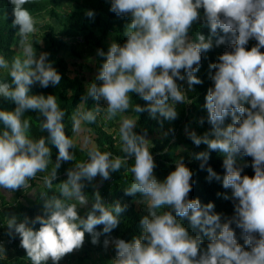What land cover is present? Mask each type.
I'll use <instances>...</instances> for the list:
<instances>
[{
  "label": "clouds",
  "instance_id": "1",
  "mask_svg": "<svg viewBox=\"0 0 264 264\" xmlns=\"http://www.w3.org/2000/svg\"><path fill=\"white\" fill-rule=\"evenodd\" d=\"M32 2L9 0L12 24L19 26V54L10 59L0 54V98L15 105L12 110L0 108V194L35 191L31 182L38 173L47 189L56 185L60 194L41 192L44 214L31 224L28 217H6L5 225L18 234L31 264L49 260L58 264L66 253L82 246L85 233L95 244L118 226L126 205L106 203L99 191L90 196L84 189L98 175L108 179L121 167L132 175L125 194L143 204L147 214L140 218V234L131 240L105 238L104 245L111 242L116 249L111 264H264V0H110V11L129 19L123 32L126 39L112 41L106 52L97 49L104 59L72 113L71 133L80 136L82 125L95 123L101 114L105 120L118 118L122 154L102 151L89 136H80L86 159L68 168L67 179L59 184L53 181L62 162L75 160L70 149L76 141L66 135V112L57 96L31 91L35 84L47 88L61 81L50 53H37L30 39L38 31L36 18L26 7ZM86 15L91 18L94 11L87 10ZM197 23L207 26V35L201 31L190 35ZM250 40L256 43L248 48ZM226 42L227 49L208 65L211 86L203 107L211 127L200 135L185 128L196 146H207L192 153L191 159L200 161L209 180H220L231 190V197L223 196L234 201V215L222 219L214 202L189 197L194 173L183 156L158 178L147 131L136 129L138 114L144 112L161 127L164 121L177 119L178 105L191 103L187 91L203 82L197 75L202 53ZM133 94L146 103H133ZM88 97L97 102L91 108L85 107ZM29 112L38 113L39 130L46 136L31 134ZM204 122L201 117L199 123ZM169 132L174 129L163 135ZM50 144L58 149L55 162ZM212 151L223 157L222 178L208 163ZM241 156L251 157L254 175H242ZM90 200L91 207L81 214L80 207ZM37 222L39 227L34 228ZM97 225L102 229L97 231Z\"/></svg>",
  "mask_w": 264,
  "mask_h": 264
},
{
  "label": "trees",
  "instance_id": "2",
  "mask_svg": "<svg viewBox=\"0 0 264 264\" xmlns=\"http://www.w3.org/2000/svg\"><path fill=\"white\" fill-rule=\"evenodd\" d=\"M54 2L60 5L62 2H69L74 5V10L70 12L66 18L67 30L61 32L60 35L55 34L51 27L47 28V32L44 35L43 50L49 52V60L53 62V65L61 73V81L59 85H49L47 88H41L38 84L32 86V93L34 94H54L57 96V103L66 112L64 117L65 132L66 135H73L71 133V117L72 113L76 111L77 105L81 103L82 97L86 95V86L92 82L95 77L90 80H86L81 75L70 76L69 64L66 59L62 56L63 40L60 36H78L85 35L89 30H94L100 33V37L95 43L96 50L103 49L105 52L108 47L103 44V41L108 35L113 32L118 40V43H123L126 37L123 35L124 27L129 22L127 17L117 16L115 13L110 11V0H33L31 4L26 5L32 14H37L45 11V8ZM87 10H93L94 16L89 18L86 15ZM13 17V6L9 3V0H0V54L5 55L6 58H11L13 55L18 53V41L19 36L17 34L19 26L12 24ZM196 31H201L205 35L208 34L207 26L200 25L199 23L193 25V30L190 33L194 37ZM223 35V33H221ZM256 43L255 40L249 41L246 46L250 48ZM228 47L227 42L225 44L214 46L206 53H202L201 68L197 75L203 81L201 84L193 86L192 94L190 96L191 103L188 104L187 112L191 114L197 122L201 117L204 118L205 122L201 125L198 135L203 134L211 126L207 123V111L203 107L205 103V95L208 88L211 86V80L209 78V63L215 62L218 55L222 54ZM264 51V48L261 49ZM103 57L98 56L96 62V71L103 61ZM133 103L145 104L146 102L140 99L136 94H133ZM97 103L91 97H88L85 102V107L91 108ZM102 104V102H101ZM15 107L14 103L10 100H4L0 98V108L6 110H12ZM134 116L135 113H130ZM138 120V127L136 131L143 132L147 131V138H152L158 129L161 128L159 123L149 118L148 113H140ZM31 119L32 128L31 134L38 138L40 135H47L46 132L41 133L39 130V116L38 113L29 112L26 113ZM167 121H164L163 126L166 125ZM230 122V118L226 120V123ZM96 142L100 146L102 151H111L113 154H122L120 144L113 138L112 135L105 131L96 128ZM176 137L177 140H173ZM151 151L156 161L157 167L154 169L155 174L158 178H164L169 171L175 167V161L183 156L185 163L193 170V187L189 193L190 198L199 197L202 203L214 202V211L222 214L224 217H231L234 215V201L229 198L225 199L223 194L227 193L231 197V190L224 189L220 180L212 178L209 180L208 173L206 170H202L199 167L200 161L191 159V154L207 150V146L201 143L196 146L191 139L175 132H169L166 140L159 138L152 139ZM52 149V159H55L58 149L54 145H49ZM75 155V160L64 161L61 167L58 169L57 178L53 181L54 184H59L61 181L67 179L66 170L74 166L75 162L86 159V150H82L80 146L75 144L74 149H70ZM223 157L219 153L212 151L210 152V158L208 163L213 169L221 176L224 175V169L222 167ZM132 161H129L130 165ZM239 163L243 167V174L249 176L254 175V171L251 167V157L241 156ZM52 165H49V170ZM43 174L38 173L37 178L31 182L33 188H38L39 192L37 195L30 197L26 191L31 189H18L14 193L17 199L12 200L7 193L4 195L0 194V245L3 246L4 256H0V264H31L30 259L27 257L25 249L20 245V238L18 234L10 230L5 225L6 217L9 215H16L19 219L28 217L29 223L31 224L32 219L37 215H43V201L44 196L41 192H48V196L60 194L56 192L57 186L54 185L53 189H47L40 179ZM132 175L127 172L125 167H121L119 170L112 172L108 179H104L103 183H100L97 178L90 183H86L84 191L90 196L96 191H99L101 197L106 203H114L120 201L126 205L125 210L121 213V221L118 226L113 229L110 233L103 234L99 237V242L104 244L105 238L109 241L113 238H123L125 240H131L134 236L140 234V218L147 214L143 204L138 203L137 200L130 195L125 194V188L131 183ZM221 193V195H217ZM91 207V200L84 207H80V213L84 212ZM186 225L188 224L187 219L183 221ZM34 228L39 227V223L32 225ZM96 230L102 229L103 225L95 226ZM235 228V225H233ZM241 230L236 228V235L238 242L243 244V240L239 239ZM85 240H91V235L85 233ZM207 243V238H204ZM14 251V254H11Z\"/></svg>",
  "mask_w": 264,
  "mask_h": 264
},
{
  "label": "rangeland",
  "instance_id": "3",
  "mask_svg": "<svg viewBox=\"0 0 264 264\" xmlns=\"http://www.w3.org/2000/svg\"><path fill=\"white\" fill-rule=\"evenodd\" d=\"M73 10L74 5L69 2H62L60 5L51 2L45 8V11L34 16L37 20L38 31L35 34H31L30 39L34 41V46L37 50V53L44 51L43 38L47 32V28L51 27L54 30L55 34L60 35L61 32L67 30L68 24L66 18L68 14ZM99 37L100 33L94 30H89V32H87L85 35L69 37L60 36V38L63 40V48L61 54L69 64L71 77L79 74L86 80H90L96 76L97 50L95 47V43ZM112 41L118 42L117 37L113 32L108 35V37L103 41V44L108 47ZM183 83L185 88H187L186 81ZM191 94L192 89L187 91L189 100ZM188 104L189 103L179 104V114L177 119L171 122L167 121L166 125L158 129V131L152 138H149L150 142H152V139L154 138L166 140L169 134L167 136H164L163 133L169 128L174 129L175 134L181 133L182 135H186V127L188 130H195L198 134L201 125L197 122L195 117L187 112ZM82 128L83 132L80 134V136H89L92 142H94L95 144H97L96 128L112 135L117 143L120 144L118 118L114 120H105L103 114H101V116L97 118V121L95 123L90 125L83 124ZM80 136L72 135V138L76 141V145L78 146H80ZM173 140H177L176 137ZM52 160L53 162H55V159ZM96 178L100 183L104 182V179L99 175ZM39 184L43 186V183L40 182ZM38 192V188H35V191H26V193L30 197L37 195ZM8 195L14 201H21V199L16 198L14 192ZM11 254L13 255L14 251H11ZM115 255L116 249L111 242L107 246H105L104 244H94L91 240L84 239L83 244L80 248L74 249L70 253H66L60 259L58 264H111V261L114 259ZM48 264H52L51 260L48 261Z\"/></svg>",
  "mask_w": 264,
  "mask_h": 264
}]
</instances>
